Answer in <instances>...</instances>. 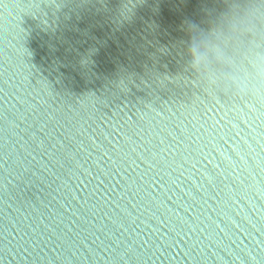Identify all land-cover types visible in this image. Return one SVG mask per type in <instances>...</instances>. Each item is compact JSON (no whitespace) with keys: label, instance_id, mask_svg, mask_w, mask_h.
Masks as SVG:
<instances>
[{"label":"water","instance_id":"water-1","mask_svg":"<svg viewBox=\"0 0 264 264\" xmlns=\"http://www.w3.org/2000/svg\"><path fill=\"white\" fill-rule=\"evenodd\" d=\"M0 264H264V0H0Z\"/></svg>","mask_w":264,"mask_h":264}]
</instances>
